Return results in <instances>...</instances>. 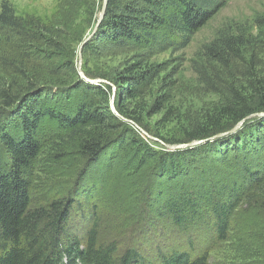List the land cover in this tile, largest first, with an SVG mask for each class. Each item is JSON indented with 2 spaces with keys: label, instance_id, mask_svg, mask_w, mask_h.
Wrapping results in <instances>:
<instances>
[{
  "label": "trees",
  "instance_id": "trees-1",
  "mask_svg": "<svg viewBox=\"0 0 264 264\" xmlns=\"http://www.w3.org/2000/svg\"><path fill=\"white\" fill-rule=\"evenodd\" d=\"M227 1L107 0L104 16L82 54L139 50L113 77L92 74L112 82V88L78 79L72 66L76 44L96 22L102 0H52V10L45 13L1 0L0 264H153L132 246L120 256L115 241L100 242L98 223L103 217L94 212L92 227L77 234L70 226L71 212L79 204L76 199L65 196L34 204L32 177L49 145L63 153L65 147L76 149L86 162L103 157L115 161L132 149L136 160L153 164L148 190L163 203L156 208V218L167 219L188 236L193 229L207 227L225 240L241 203L254 200L255 193L264 197V116L211 139L243 118L264 112V12H255L249 21H231L202 45L199 55L213 63L211 71L219 80L220 86L208 82L217 102L181 139L159 137L168 144L202 143L156 149L107 105L105 88L116 94L120 116L141 123L125 102L144 93L143 85L156 69L150 59L186 47ZM64 62L70 72H56ZM205 76L200 71L207 82ZM46 122H53L60 134H43ZM222 160L226 172L211 167ZM158 256L160 264H208L206 254L192 259L173 250Z\"/></svg>",
  "mask_w": 264,
  "mask_h": 264
},
{
  "label": "rangeland",
  "instance_id": "rangeland-1",
  "mask_svg": "<svg viewBox=\"0 0 264 264\" xmlns=\"http://www.w3.org/2000/svg\"><path fill=\"white\" fill-rule=\"evenodd\" d=\"M9 1L18 9H35L42 13L50 12L54 6L52 0ZM257 11L264 12V0H228L186 47L171 48L153 56L149 64H155L156 69L148 80L149 83L143 85L144 93L125 102L128 110L134 111L141 123L122 116L121 119L137 131L140 139L146 140L156 149H168V143H163L159 137L167 140L181 139L185 131L202 122L204 113L218 99L208 82L220 86L219 80L211 71L210 65L213 63L210 64L202 54L199 55L202 45L209 42L222 26L234 20L249 21ZM89 30L84 38L88 36ZM81 42L76 47L74 45L75 58L72 59V66L76 70L75 77L88 84L103 86L104 83L112 88L115 85L106 79H102L104 82H92L91 80L96 79L92 74L104 72L113 77L114 73L130 65L133 54L139 51L115 48L107 52L92 51L83 55L81 48L79 62L77 52ZM1 43L0 40V45ZM62 65H58L56 72H70L69 65L65 62ZM200 71L206 75L207 82L200 77ZM2 84L0 77V86ZM105 89L108 107L112 110V103L116 109V94H110L109 89ZM57 129L53 122H46L43 134H60L56 132ZM49 146H46L38 158L32 177L33 202L46 203L65 196L76 199L79 204L71 212L70 226L80 236L92 227L94 212L95 217H103L98 223L100 242L115 241L119 255L132 246L153 264H160V253L168 256L173 250L186 253L192 259L206 254L208 264H264L262 194L255 193L254 200L241 203L236 209L225 240H220L212 230L208 232L207 227L197 231L193 229L191 236H188L174 228L167 219L156 218L157 211L159 212L156 208L163 203L148 190V178L154 170L153 164L136 160L132 149L126 150L115 161L103 157L100 161L86 162L76 149L65 147L63 153L60 147ZM222 161L219 164L212 163L211 167L218 172H226V162ZM110 214L114 217L106 219L105 216ZM134 226L135 234H129L127 230Z\"/></svg>",
  "mask_w": 264,
  "mask_h": 264
},
{
  "label": "water",
  "instance_id": "water-1",
  "mask_svg": "<svg viewBox=\"0 0 264 264\" xmlns=\"http://www.w3.org/2000/svg\"><path fill=\"white\" fill-rule=\"evenodd\" d=\"M106 5H107V0H102V4H101V7L100 9L98 10V13H97V17H96V22L94 23V25L92 26L91 30L89 31L88 33V36H86L79 48H78V60L80 62L81 60V48L83 47V45L87 42V40L95 34L97 28H98V25L101 21V19L103 18L104 16V12L106 10ZM86 80H88V78H85ZM92 82L94 83H98V82H104V80L100 79V78H96V79H93L91 80ZM112 102V100H111ZM111 106H112V111L117 115V116H120L119 113L117 112L116 109H114V106L113 104L111 103ZM261 116H264V112H256L250 116H247L245 118H243L242 120H240L237 124H235L229 131L227 132H224V133H219V134H216L214 136H212L211 139L213 138H216V137H220L226 133H232V132H235L236 130H238L242 125H244V123L249 120V119H253V118H257V117H261ZM121 117V116H120ZM204 140H193V141H190V142H187V143H177V144H167L166 147L170 150H174V149H184V148H188V147H193L195 145H198L200 143H202Z\"/></svg>",
  "mask_w": 264,
  "mask_h": 264
}]
</instances>
